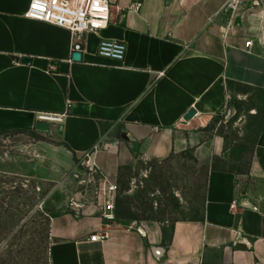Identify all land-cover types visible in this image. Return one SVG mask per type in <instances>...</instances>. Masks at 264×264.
<instances>
[{
  "label": "crops",
  "instance_id": "crops-1",
  "mask_svg": "<svg viewBox=\"0 0 264 264\" xmlns=\"http://www.w3.org/2000/svg\"><path fill=\"white\" fill-rule=\"evenodd\" d=\"M31 1L0 0V133L48 140L0 153L7 172L61 183L75 158L89 156L113 178L141 159L188 151L206 170L184 174L201 202L198 217L113 225L78 204L55 215L51 264H264V131L246 171L203 131L230 113L232 96L264 94L259 25L235 33L220 23L216 0H109L110 25L82 37L83 58L74 62L71 32L28 19ZM102 39L124 42L125 60L99 57ZM191 109L197 114L187 121ZM43 113L64 121L40 132ZM94 234L103 239L92 242Z\"/></svg>",
  "mask_w": 264,
  "mask_h": 264
},
{
  "label": "rangeland",
  "instance_id": "rangeland-1",
  "mask_svg": "<svg viewBox=\"0 0 264 264\" xmlns=\"http://www.w3.org/2000/svg\"><path fill=\"white\" fill-rule=\"evenodd\" d=\"M216 1V8H222L219 21L227 28L241 34L255 24L264 33V0ZM259 48L264 52V41ZM242 93L246 99L232 96L230 113L211 119L203 131L209 139H222L228 163L246 171L264 131V109L259 107L264 94L251 90ZM38 140L48 138L0 133V153L15 155L21 144ZM75 162L76 170L61 183L11 174L6 163L0 165V264H51V219L75 204L102 212L113 225L173 223L201 214L200 199L184 174L200 171L203 177L206 170L190 151L182 159H141L121 168L113 178L93 167L89 156L75 158ZM201 185L200 196L203 181Z\"/></svg>",
  "mask_w": 264,
  "mask_h": 264
},
{
  "label": "built area",
  "instance_id": "built-area-1",
  "mask_svg": "<svg viewBox=\"0 0 264 264\" xmlns=\"http://www.w3.org/2000/svg\"><path fill=\"white\" fill-rule=\"evenodd\" d=\"M111 3L109 0H32L26 17L31 20L51 24L71 32L74 38L73 54L82 53V37L86 34H99L111 23ZM252 48L253 42L248 41ZM127 47L124 42L102 39L97 55L103 59L121 63L125 60ZM38 121L48 124H62L64 115L43 113ZM91 241L103 237L94 234Z\"/></svg>",
  "mask_w": 264,
  "mask_h": 264
},
{
  "label": "water",
  "instance_id": "water-1",
  "mask_svg": "<svg viewBox=\"0 0 264 264\" xmlns=\"http://www.w3.org/2000/svg\"><path fill=\"white\" fill-rule=\"evenodd\" d=\"M83 58L82 53H74L73 54V61L74 62H81ZM24 63H31V60L29 58H24ZM197 114L196 110L191 109L189 112H187L185 119L187 121H190L191 119H193L195 117V115ZM38 131L40 132H48L49 131V125L47 123H40L38 125L37 128ZM239 247H244L242 244H239Z\"/></svg>",
  "mask_w": 264,
  "mask_h": 264
}]
</instances>
